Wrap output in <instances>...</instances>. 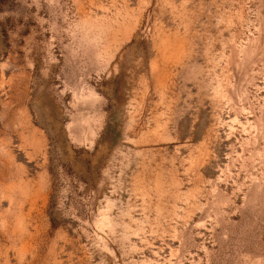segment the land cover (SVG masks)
Returning a JSON list of instances; mask_svg holds the SVG:
<instances>
[{
  "label": "rangeland",
  "instance_id": "374dc122",
  "mask_svg": "<svg viewBox=\"0 0 264 264\" xmlns=\"http://www.w3.org/2000/svg\"><path fill=\"white\" fill-rule=\"evenodd\" d=\"M0 264H264V0H0Z\"/></svg>",
  "mask_w": 264,
  "mask_h": 264
}]
</instances>
